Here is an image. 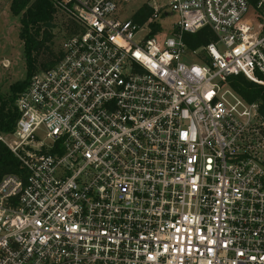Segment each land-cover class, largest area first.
<instances>
[{"label": "built area", "instance_id": "obj_1", "mask_svg": "<svg viewBox=\"0 0 264 264\" xmlns=\"http://www.w3.org/2000/svg\"><path fill=\"white\" fill-rule=\"evenodd\" d=\"M47 1L78 29L0 133V264H264L262 102L228 83L264 94V0Z\"/></svg>", "mask_w": 264, "mask_h": 264}, {"label": "trees", "instance_id": "obj_2", "mask_svg": "<svg viewBox=\"0 0 264 264\" xmlns=\"http://www.w3.org/2000/svg\"><path fill=\"white\" fill-rule=\"evenodd\" d=\"M254 4L255 0H249ZM9 9L13 16L20 19V40L23 47V59L26 69V77L23 81L14 83L9 87V96L0 95V133L7 135L12 133L18 118L14 103L17 96L26 88L33 74L52 67L60 54L54 53L50 47L54 35L53 29L59 27V33L65 36L72 35L78 29L71 20L62 21L59 26L55 22V11L47 0H11ZM150 13L144 7L136 14L135 21H144ZM183 42L190 50L199 49L216 42V36L208 28L201 29L195 34H184ZM43 56L39 60V57ZM203 61V60H202ZM231 89L248 103L260 100V111L264 114V94L260 87L247 81L242 76L232 77L228 80ZM19 161L13 154L0 144V180L7 175H23Z\"/></svg>", "mask_w": 264, "mask_h": 264}, {"label": "rangeland", "instance_id": "obj_3", "mask_svg": "<svg viewBox=\"0 0 264 264\" xmlns=\"http://www.w3.org/2000/svg\"><path fill=\"white\" fill-rule=\"evenodd\" d=\"M11 0H0V95L2 97L9 96L10 85L21 82L26 77V69L23 59V47L20 40V18L13 16L10 9ZM170 0H131L127 3H122L121 19L132 17L141 7L148 5L156 9H168L167 6ZM64 17L55 15V24L64 21ZM176 20L175 16L167 19H162L163 33H168V23ZM54 38L50 43V47L54 53L59 50L62 41V35L59 33V27L53 29ZM43 56L39 57V60Z\"/></svg>", "mask_w": 264, "mask_h": 264}]
</instances>
